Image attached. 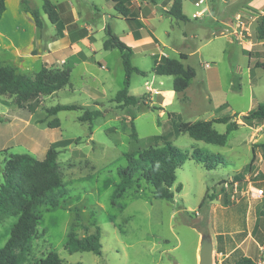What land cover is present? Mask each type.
<instances>
[{"label":"rangeland","instance_id":"rangeland-1","mask_svg":"<svg viewBox=\"0 0 264 264\" xmlns=\"http://www.w3.org/2000/svg\"><path fill=\"white\" fill-rule=\"evenodd\" d=\"M51 1L65 3L67 10L72 3L81 12L77 29L70 31V44L63 37L67 10L63 21L52 24L41 0L29 3L41 12L45 23L42 30L25 21L16 25L9 21L0 29L19 30L16 46L26 64L18 66V71L32 80L43 66L53 72L71 70L69 85L25 102L21 108L15 95H0V186L9 155L28 153L43 160L51 147L58 153L56 163L63 185L50 194L58 198L57 208L42 204L35 209L37 232L23 248L22 264H39L52 251L65 264H199L202 241L207 238L213 241L214 264L246 263L247 259L253 264L264 262V198L246 197L241 192L250 181L264 190V126L260 127L264 122L245 119L257 104L264 103V69L258 67L264 63V40L257 37L264 0H186L191 14L203 10L202 23L194 19L188 23L160 22L157 33L162 43L153 41L152 57L148 51L133 47L132 65L146 72V76L134 73L131 78L129 94L141 98L136 105L116 101L125 80L121 53L103 49L106 24L117 36L127 32L125 22L114 18L117 13L111 2ZM206 7L209 9L204 10ZM14 8L13 0L11 11ZM165 31L170 35H164ZM88 33L92 37L87 42L99 50L97 54L82 42ZM41 34L43 48L38 45ZM75 39L82 43L83 52L77 51L73 58ZM4 40L1 35L0 42ZM48 43L59 49L52 56L47 55ZM30 51L29 58L26 54ZM181 53L188 58L182 60ZM160 56L195 69L196 77L185 93L174 92L172 76L153 73L154 61ZM13 59L14 55L0 46L2 65H16ZM217 79L216 85H209L208 80ZM59 104L82 109L49 116L46 109ZM86 111L92 113L93 121H81ZM234 112L244 113L230 121L239 128L228 135L230 144L225 146L179 133V119L170 116L175 113L183 122L196 123L233 117ZM55 119L56 128H49L48 123ZM131 122L138 141L131 135ZM227 125L214 124V129L225 134ZM166 142L188 156L177 172L174 199H157L140 172L133 176L128 190L113 198L121 181L118 172L128 160ZM196 148L204 154L221 155L226 165L206 169L192 158ZM236 183L238 192H234ZM179 185L181 191H177ZM205 195L208 198L200 208ZM17 220L18 216H12L0 221V248ZM97 229L101 231V256L68 251L72 233L83 239L96 234Z\"/></svg>","mask_w":264,"mask_h":264},{"label":"trees","instance_id":"trees-1","mask_svg":"<svg viewBox=\"0 0 264 264\" xmlns=\"http://www.w3.org/2000/svg\"><path fill=\"white\" fill-rule=\"evenodd\" d=\"M114 6L117 13L125 18H130L135 11L129 5V0H108ZM42 10L47 15L52 24H59L67 10L65 3L54 4L51 0H41ZM21 10L29 16L34 25L42 30L44 23L41 12L30 6L29 0H20ZM6 11V0H0V19ZM65 24L68 31L77 29L74 16L71 10H67ZM169 15L180 21H188L189 18L182 11V0H174ZM106 39L103 49L106 51L117 49L121 53L122 64L125 70L124 87L117 94L116 101L125 105H136L141 99L129 94L131 78L134 73L146 76V72L134 67L131 63L133 48L124 43L111 26L107 24L104 28ZM257 37L264 40V15L257 29ZM153 48V45L146 44L144 49ZM180 58L185 60L187 54L181 53ZM258 67L264 69V63H259ZM17 65L4 66L0 61V95L9 92L17 97L18 107L21 108L28 102L40 95H52L63 87L69 85L71 70L63 69L53 72L43 66L35 80L19 71ZM153 73L158 76H172L173 90L176 93H184L190 86V82L196 77V71L190 66H185L179 60L167 56H161L154 61ZM78 105H56L46 109L49 116H55L62 111L81 110ZM99 114V112H98ZM179 119L177 131L188 133L196 141H203L208 144L225 146L228 135L238 129L236 123H231L232 118L221 117L201 122H183L182 118L171 113ZM252 118L264 122V104H260L245 119ZM91 112L86 111L81 118L82 122L93 121ZM58 120L48 123L49 128H56ZM214 124H228L225 134H220L214 129ZM131 135L138 141V134L134 122H131ZM58 153L53 147L49 148L43 160L35 159L28 153L11 154L5 162L3 170V183L0 186V221L18 216V220L11 229L10 236L2 248H0V264H22L25 262L23 248L29 244L37 232L39 217L35 209L42 204H49L52 208L59 205L58 198L50 195L56 189L62 188L61 174L56 163ZM192 158L202 164L206 169L212 170L225 166L227 161L221 155L204 154L200 149L193 150ZM188 156L171 142H166L163 147L150 148L141 152L138 158H130L128 165L119 170L121 179L116 186L113 198L128 190L133 184V176L141 173L142 178L151 185L157 199L172 201L174 199L173 188L177 181L178 170L186 163ZM183 189L182 185L177 187V191ZM205 195L200 208L207 200ZM70 253L92 252L95 255H102L101 231L97 229L96 234L78 239L72 233L67 243ZM238 264H253L246 260ZM39 264H65L57 252H50L40 260Z\"/></svg>","mask_w":264,"mask_h":264},{"label":"crops","instance_id":"crops-1","mask_svg":"<svg viewBox=\"0 0 264 264\" xmlns=\"http://www.w3.org/2000/svg\"><path fill=\"white\" fill-rule=\"evenodd\" d=\"M11 1H13V0H6V11L4 12L2 19H0V29L2 26H4L6 28V23L9 21L12 23H15V25L18 24L19 21L21 23H23V21L28 22V23L32 22L29 19V16L26 15L21 10L20 0H14L15 8L13 9V11H11V9H10ZM173 3H174V0H129V5H131L135 9V11L131 14V17L129 19L121 16L117 12H116L117 13L116 16L113 14L114 18L116 20H118L119 22H121V21L125 22V24H126V30L125 31H127V32H123L124 33L123 36L121 34H118V37L121 38L124 43L127 42V45L128 46L130 45V47L132 46V48L133 47L134 48L140 47L142 50L148 51L152 57V55L155 54L154 46H153V48L145 50L144 45L152 44L153 41H155V39H157L159 42H161L158 39V33H157L158 30L160 29V26L158 25L160 22L168 20L172 23L174 21L175 22L188 23V22H192L191 20L194 19L196 22L202 23L201 20L204 17L200 16V14L202 13L203 10L202 11H195L194 13L191 14L188 10V7L186 6V0H182V11L189 18V20L184 22V21L177 20V19L173 18L172 16H170L169 11L171 10ZM197 3L198 2H195V7L199 8L200 5L196 6ZM68 4L70 5V10L72 11V14L74 16V22L77 25V19H78L81 12L80 11L77 12L76 9H74V5L72 3H68ZM112 6H113V4H112ZM113 8H114V6H113ZM207 9H209V7L204 8V10H207ZM98 12H100V10ZM111 18L114 19L113 16ZM44 25H45V23H44ZM86 25H87V28L89 29V31L91 32L92 28L88 27V23ZM198 28L202 29L203 27L199 26ZM24 29H25V27H23L22 30H24ZM73 31H75V30H73ZM18 33H19L18 29L15 30V32L9 31L8 29H5L4 31L0 30V36L2 35L3 38L5 39L4 42H2V43L0 42V46L5 48L6 50H8L10 54L14 55V59H13L14 64L23 68V67H25L24 64H26L25 63L26 60L23 56H21V52L18 51V47L16 46L15 34H18ZM70 34H71V32L68 31V29L66 28L64 30L63 37L68 38V41L66 43H69V44H70V41H72V39H70ZM164 35L168 36V35H170V32L165 31ZM89 36L92 37L91 33H88L87 37L84 38L82 40V42L84 44H86V46L89 47V49L94 54H97L99 52V50H97L96 48H93L91 42H87L90 39ZM58 39H59V37L56 40H58ZM76 40H77V42H74ZM73 42H74V44L72 45V54L71 55L74 58L77 55V54H75V53H77V51L78 52L81 51V53L83 51L80 47V43H81L80 40L75 39V40H73ZM43 44H44L43 36L41 34L38 45L42 46V48H43V46H44ZM47 45H48V52H47L48 56H52L56 50H59V49L53 48L51 46V44H49V43ZM134 48H133V50H134ZM30 50H32V49H30ZM31 53L32 52L30 51V53L26 54V56L27 57L29 56V58H30ZM218 80L219 79H217L214 82L208 80L209 85H213V86L216 85V82ZM260 104H264V103H259V104H257V106ZM255 106L256 105L253 104V108ZM243 113L244 112H238V113L234 112V115L237 114L239 117H241ZM263 126H264V124L261 125L260 127H263ZM227 144L228 145L230 144V140H228ZM235 146H237V145H235ZM261 170L264 172V168H261Z\"/></svg>","mask_w":264,"mask_h":264},{"label":"water","instance_id":"water-1","mask_svg":"<svg viewBox=\"0 0 264 264\" xmlns=\"http://www.w3.org/2000/svg\"><path fill=\"white\" fill-rule=\"evenodd\" d=\"M214 245L209 238L204 239L201 245L199 264H214Z\"/></svg>","mask_w":264,"mask_h":264},{"label":"built area","instance_id":"built-area-1","mask_svg":"<svg viewBox=\"0 0 264 264\" xmlns=\"http://www.w3.org/2000/svg\"><path fill=\"white\" fill-rule=\"evenodd\" d=\"M196 6H199V3L196 4ZM238 192V184H235V191ZM243 196L251 197L255 199L264 198V190L261 188H258L255 186L253 182H249L246 189L241 191ZM232 199L234 200L235 197L233 196ZM259 264H264V262H260Z\"/></svg>","mask_w":264,"mask_h":264}]
</instances>
